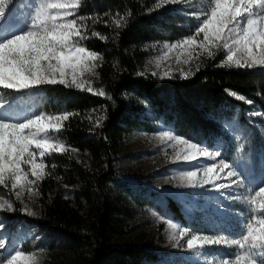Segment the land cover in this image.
I'll list each match as a JSON object with an SVG mask.
<instances>
[{
  "label": "trees",
  "instance_id": "trees-1",
  "mask_svg": "<svg viewBox=\"0 0 264 264\" xmlns=\"http://www.w3.org/2000/svg\"><path fill=\"white\" fill-rule=\"evenodd\" d=\"M95 2L84 3L79 16L85 18L81 23L89 37L82 43L103 57L91 86L105 95L62 84L34 90L45 112L72 115L60 133L69 151L46 157L49 175L35 185L44 207L33 222L52 250L72 256L71 264H156L165 258L158 250L118 237L124 232L119 213L126 212L120 205L132 192L123 180L115 195L106 185L118 179L124 135L132 129L155 130L165 122L215 148L225 139L221 121L235 109L257 106L264 115V68L209 62L187 78L157 80L143 71L144 65L162 41L187 33L183 17L167 8L149 9V0ZM97 5L111 17L102 15ZM230 92L246 100H237ZM164 204L173 220L185 221L175 198L166 195ZM0 214L11 223L26 219L20 212Z\"/></svg>",
  "mask_w": 264,
  "mask_h": 264
},
{
  "label": "snow or ice",
  "instance_id": "snow-or-ice-1",
  "mask_svg": "<svg viewBox=\"0 0 264 264\" xmlns=\"http://www.w3.org/2000/svg\"><path fill=\"white\" fill-rule=\"evenodd\" d=\"M180 2L158 0L157 7ZM10 3L11 0H0V95L33 92L41 86L56 84L105 95L102 89L97 91L89 81L82 79L85 74H95L97 61L103 57L82 43L89 37L85 34L86 26L81 23L85 18L77 16L81 0H37L24 27L5 26L6 8ZM204 3L207 6L201 10L185 13L198 22L194 34L166 47L169 50L183 48L189 54L199 48L208 57L215 55L213 49H222L226 53L225 66L264 68V0H204ZM120 19L123 21L124 17ZM201 34L203 38L199 39ZM98 35L92 32V36ZM229 94L237 100H246L242 95ZM4 108L5 105L0 104V109ZM71 115L68 112L54 115L37 112L23 120H13L0 112V185H7L10 181L12 189L22 190L17 193L18 197L24 190L35 194L33 186L49 175L45 158L69 151L60 133ZM103 119V116L99 117L97 127ZM161 139L185 146L183 156L177 153L178 160L196 162L195 170L180 174L181 186L204 188L210 185L211 190L221 194L225 189L244 187V181L240 179L242 174L235 165L222 158L215 163L220 157L219 152H209L204 146L170 132H163ZM70 150L78 151L75 148ZM198 157H204L206 161H199ZM207 161L212 162L211 166ZM198 172L203 173L202 180H197ZM257 188L250 189L254 194L243 200L239 196L226 197L251 206L250 218L241 222L245 230L241 238L192 234L186 240L187 248L191 251L206 246L235 249L232 256L215 264H264V184ZM3 211H15L13 204L8 201L0 203V212ZM23 211L29 216L36 215L27 206ZM3 230L5 225L0 222V231ZM178 235L179 244V240L189 233L180 229ZM5 248L4 241L0 240V250ZM0 264H36V257L18 248L8 257L0 258ZM209 264L214 262L209 261Z\"/></svg>",
  "mask_w": 264,
  "mask_h": 264
},
{
  "label": "rangeland",
  "instance_id": "rangeland-1",
  "mask_svg": "<svg viewBox=\"0 0 264 264\" xmlns=\"http://www.w3.org/2000/svg\"><path fill=\"white\" fill-rule=\"evenodd\" d=\"M95 1L81 0L77 16L82 12L84 3L94 6ZM36 4L37 0H11L6 8L7 19H9L6 25L24 27ZM157 4L158 0H149L148 8L153 10L167 8L171 12L180 14L188 31L173 40L162 41L154 54L147 59L143 68L144 72L157 80H163L185 77V74L188 77L194 70L209 62H213L214 65H224L226 53L222 49H213L215 55L208 57L199 48L189 54L183 48L169 50L166 47L194 34L198 22L185 13L199 11L206 7L204 0H181L180 3H166L160 7H157ZM97 9L102 12V15L111 17L102 7L97 5ZM202 38L201 34L199 39ZM99 62L97 61V65ZM95 74H85L82 79L89 81L92 85ZM40 100V95L35 91L0 95V104L5 105L0 112L13 120H23L37 112L47 113L40 108ZM221 128L225 133V139L218 141L215 148L207 147L203 142H196L191 137L176 132L165 122L158 123L155 130L132 129L124 135L118 160V179L108 181L106 185L108 192L115 195L118 190H121L118 188L119 180H123L127 182L124 183L126 188L132 192L124 197L120 205L126 212L119 213L124 230L118 234L119 240L143 242L155 248L165 256L156 264H209V261L215 264L220 259L232 256L235 249L225 246H206L203 249L191 251L187 248L186 240L192 234L224 236L229 239L241 238L242 232L245 231L241 222L250 218L251 206L240 201L234 202L226 197L239 196L243 200L254 194L250 192V189L258 190L257 186L264 184V115L257 106L244 110L235 109L228 118L221 121ZM163 132L190 139L204 146L209 152H219L220 157L215 163L218 164L219 159L222 158L235 165L242 174L240 179L244 181V187L225 189L224 194H221L211 190L210 185L204 188L181 186L180 174L190 169L195 170L196 162L178 160L177 153L183 156L185 152L182 149L185 146L176 144L175 141L161 139ZM198 160L206 161V158L198 157ZM207 164L211 166L212 162L207 161ZM29 178L31 179L30 173ZM202 179L203 173L198 172L197 180ZM33 187L35 191V185ZM21 191V189H12L10 181L7 185H0V203L11 202L15 211L9 213L20 212L26 217L11 223L0 214V222L5 225V230L0 231V240H3L6 245L5 249L0 250V258L8 257L14 249L22 248L25 253L35 255L36 264H71L72 256L52 250L47 244L45 235L33 222L34 217L40 215L44 207L36 191L35 194H30L24 190L18 197L17 193ZM166 195L179 202L185 221L178 222L169 216L164 204ZM133 198L145 202L133 201ZM25 206L36 215L34 217L27 215L23 211ZM180 229H186L189 235L180 239L178 244ZM174 235L176 239L173 238Z\"/></svg>",
  "mask_w": 264,
  "mask_h": 264
}]
</instances>
